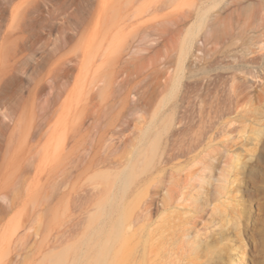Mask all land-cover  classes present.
<instances>
[{
    "label": "rangeland",
    "instance_id": "obj_1",
    "mask_svg": "<svg viewBox=\"0 0 264 264\" xmlns=\"http://www.w3.org/2000/svg\"><path fill=\"white\" fill-rule=\"evenodd\" d=\"M0 264H264V0H0Z\"/></svg>",
    "mask_w": 264,
    "mask_h": 264
}]
</instances>
